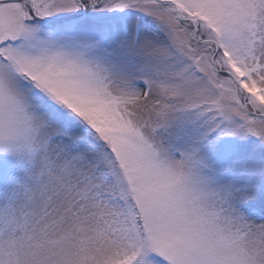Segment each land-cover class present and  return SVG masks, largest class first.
Masks as SVG:
<instances>
[{"label":"snow or ice","instance_id":"1","mask_svg":"<svg viewBox=\"0 0 264 264\" xmlns=\"http://www.w3.org/2000/svg\"><path fill=\"white\" fill-rule=\"evenodd\" d=\"M0 264H264V0H0Z\"/></svg>","mask_w":264,"mask_h":264}]
</instances>
